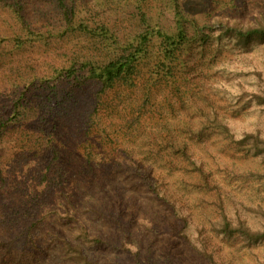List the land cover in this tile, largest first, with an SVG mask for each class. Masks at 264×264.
<instances>
[{
    "label": "rangeland",
    "instance_id": "obj_1",
    "mask_svg": "<svg viewBox=\"0 0 264 264\" xmlns=\"http://www.w3.org/2000/svg\"><path fill=\"white\" fill-rule=\"evenodd\" d=\"M33 1L26 6L34 28L47 31L50 23L56 37L22 51L0 45V105L11 82L21 84L35 73L46 77L74 58L103 63L120 52L119 42L130 43L147 30L155 34L135 88L104 95L92 120L84 112L79 122L59 123L55 132L58 164L67 172L72 199L81 204L74 216L116 246H85L91 260L211 264L207 252L214 264H264V241L228 237L214 228L226 215L234 225L264 233V160L237 144L245 134L264 139V103L255 98H264V41L245 45L214 29L205 46L191 40L169 63L156 36L157 30L177 32V10L190 35L191 25L215 26L219 20L259 26L264 0H65L74 9V31L67 34L60 10L49 0ZM81 23L97 36L76 30ZM101 30L108 34L99 35ZM5 134L0 162L10 169L17 137ZM62 202L59 195L54 206ZM52 227L79 243L75 223L51 218Z\"/></svg>",
    "mask_w": 264,
    "mask_h": 264
},
{
    "label": "trees",
    "instance_id": "obj_2",
    "mask_svg": "<svg viewBox=\"0 0 264 264\" xmlns=\"http://www.w3.org/2000/svg\"><path fill=\"white\" fill-rule=\"evenodd\" d=\"M31 2L34 5V1ZM27 3V0H0V27L3 29H0V45L7 42L22 51L27 46L40 41L46 43L56 37L50 23L47 31L34 28L27 16ZM49 5L63 13L68 24L64 32L74 31L71 28L74 9L70 10L65 0H49ZM176 12L177 32L169 34L157 30L156 33L166 50L162 54L164 62L175 61L176 52L191 40L198 39L205 46L214 29L221 38L235 39L245 45L255 40L264 41V23L244 26L232 20H219L215 26L193 24L190 35L188 20L178 10ZM76 30L97 36L96 31L83 23ZM107 34L101 30L99 35ZM154 36L152 30H147L137 34L130 43L119 42L120 52L103 63L74 58L68 65L53 68L46 77L35 73L21 84L11 82L12 91L0 105V141L7 135L5 133H13L17 137V148L10 160L13 161L11 165L14 164L10 169H14H2L0 162V264H98L85 252V246L116 247L109 240L91 234L84 222L74 216L81 204L72 199L67 172L58 164L61 162L55 132L59 123L71 127L73 122H79L84 112L92 120L101 109L104 95L119 87L126 91L135 88L138 68L148 59V46ZM170 75L174 77L172 71ZM255 98L260 104L264 103L262 96ZM237 144L264 160V139L259 133L245 134ZM137 172L149 181L150 176L139 166ZM59 195L65 202L57 208L54 204ZM51 218L75 223L77 228L73 236L79 243L74 244L65 235L61 236L59 229L49 230ZM214 228L228 237L240 235L252 243L264 241V233L252 232L242 223L234 225L226 215ZM203 255L211 264L215 263L211 254L204 252Z\"/></svg>",
    "mask_w": 264,
    "mask_h": 264
}]
</instances>
